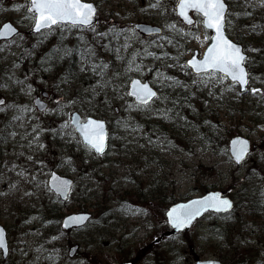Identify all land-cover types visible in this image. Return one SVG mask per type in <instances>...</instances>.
I'll use <instances>...</instances> for the list:
<instances>
[{"label": "rangeland", "instance_id": "374dc122", "mask_svg": "<svg viewBox=\"0 0 264 264\" xmlns=\"http://www.w3.org/2000/svg\"><path fill=\"white\" fill-rule=\"evenodd\" d=\"M88 1L98 3L93 26L32 32L30 0H0V25L19 28L0 40V222L10 242L0 264H264V0H226L227 32L248 54L246 91L192 72L186 60L212 31L200 15L185 23L178 0ZM141 21L163 32L142 33ZM133 76L158 88L149 103L129 96ZM75 110L108 121L104 154L74 129ZM235 134L255 143L241 164L228 151ZM53 170L75 179L66 201L48 185ZM216 189L234 199L229 212L172 230V203ZM78 210L92 220L63 232L59 213Z\"/></svg>", "mask_w": 264, "mask_h": 264}, {"label": "snow or ice", "instance_id": "6c2138e0", "mask_svg": "<svg viewBox=\"0 0 264 264\" xmlns=\"http://www.w3.org/2000/svg\"><path fill=\"white\" fill-rule=\"evenodd\" d=\"M154 7L156 5H153ZM193 10L202 17L206 28L214 29L216 35L212 37L214 43L207 49V53L202 61L193 59L189 65L196 72L216 71L222 72L231 77L234 83L241 86L247 83L245 72L242 65L245 57L241 54L238 47L232 44L224 36V18L226 6L224 0H179L178 10L180 17L188 24H193V20L188 15V10ZM29 12L35 19V30L41 31L44 28L53 26L70 25L72 27H91L95 8L92 4L84 0H30ZM174 27V26H172ZM5 34L14 32L11 25L4 26ZM134 95L141 101V104H147L156 94L151 91L148 85H140L139 81L133 82ZM256 91V90H254ZM2 103V101H0ZM80 131L84 134L86 143L97 153H103L105 149V132L102 122L88 120L86 124L80 125ZM246 151V142L241 141L239 151L236 154V160L239 162ZM206 210L213 208L216 211L227 210L231 207L228 200H222L218 195L209 197L205 201L198 202ZM199 209L195 213L184 212L178 214L177 209L168 213L176 228L184 227L190 222L194 215L199 214ZM5 247L4 232L0 229V248Z\"/></svg>", "mask_w": 264, "mask_h": 264}, {"label": "water", "instance_id": "95a60500", "mask_svg": "<svg viewBox=\"0 0 264 264\" xmlns=\"http://www.w3.org/2000/svg\"><path fill=\"white\" fill-rule=\"evenodd\" d=\"M84 2L92 4L94 6V8H95V14H94V18H93V23H94L95 20H96L97 6H96L94 1L84 0ZM224 3H225V6H226V14H227V11H228V8H229V4H228V2L226 0H224ZM178 4H179V0L176 3V11H177V13L179 15ZM29 7H30V5H29ZM192 11L193 10H191V9L188 10V15L194 22L195 18L192 15ZM226 14H225V18H224V32H223V34L227 38V40H229L232 44H234L236 47H238L240 49L241 54L246 59L247 52L244 50L243 44L238 42V41H236V40H234V39H232L229 36V34L227 33V30H226ZM180 18L183 20L182 17H180ZM35 22L36 21H34V24H33L32 29H31L32 32H38V31L35 30ZM202 23H203V20H202ZM5 25H11L12 28L15 29V31L14 32H8L7 34H5V31H4V26ZM203 25H204V23H203ZM136 27L140 31H142L144 33H148V34L159 33L162 30V28L159 25L151 24V23H148V22H138V23H136ZM210 30L213 31V34L211 36V40H210L209 44L207 45L203 55L199 56L198 50L196 49L194 51V53L190 57H188L187 60H186V63H187V65L189 67H191L189 65V61H192L193 59H195L197 61H202L204 59L206 53H207V49L214 43V40L212 39V37H214L216 35V33H215L214 29H210ZM18 31H19V28L13 22H11L10 20H7V21L3 22L1 24V26H0V39H10L15 34H17ZM245 59L242 62L241 66L243 67L244 72L246 74L245 79L247 80V83L245 85H243V86L239 85L241 91H245L247 89V86H248V83H249V71H248V67L245 64ZM191 69L195 73H198V72H196V70L194 68L191 67ZM202 72H208V71H202ZM202 72H199V73H202ZM217 72H219V71H217ZM220 73H222V72H220ZM222 74H224V73H222ZM224 75H226V74H224ZM227 77H228V79L230 81H232L231 77H229V76H227ZM134 81H139L141 86L145 85V84L148 85V87L151 89V91L154 92L155 94H157V92H158L157 89L151 84V82L148 79L142 80L138 76H134L131 79L130 85H129V90H128L129 94L134 91V89H133V82ZM42 94H43L44 98H42L41 96H38L36 98V103H37L38 108L40 110H44L47 107V104H48L46 99H45V97H47V95L49 94L48 91L45 90V91H43ZM131 96H133L136 101L141 102L139 99H137L136 96H134V95H131ZM88 120H94V121H98V122H102L103 123L105 137H106V139H105V149H104V152H105L107 150L108 144H109V127H108L107 120L105 118L97 117V116H94V115H87L86 118L83 119L81 113L79 111L75 110V111L72 112L70 122L74 126L75 130L80 134V136H81L82 140L84 141V143H86V141L84 139V134L79 129H80V125L86 124ZM241 141L246 142V151H245V154H244L243 158L239 162H237L236 154L239 151V144H240ZM252 146L253 145H252V142H251L250 138L245 136V135H242V134L234 135L233 137H231V139L229 141V151H230L231 155L233 156L234 160L237 163L242 162V160L247 156L248 152L251 150ZM99 154H102V153H99ZM48 184H49L50 188L56 194H58L59 197L62 200H66L69 197L70 191H71V189L73 187L74 178L71 177L70 175L62 174V173H59L56 170H53L52 173L50 174L49 178H48ZM263 184H264V181H263ZM214 195H218L220 197V199H222V200H228L230 202V204H231V207L233 206V200L230 197H228V196H223V191L222 190H210V191L205 192L202 195L193 196V197H191V198H189L187 200L177 201V202L171 204L168 207L167 211H166V216H167L168 222L173 227V231H178V230H183L185 228H189L193 224L195 219L197 217L202 216L204 212H206L207 210H215L213 208H208V209L205 210L202 207V205L200 203H198L200 201H205L209 197H212ZM230 208H228L227 210H229ZM173 209H177L178 210V214H181V215L184 212L195 213L197 211V209H199L200 211H199V214L198 215H194L193 218L190 220V222L186 223L184 227L176 228V227L173 226L172 220H171V218L168 215V213L171 212ZM221 211H226V210H221ZM91 216H92V213L90 211H87V210L74 211V212L66 213L63 216V220H62L63 228L64 229H71V228L83 226L90 220ZM0 229H3L4 242H5V247L1 248V249L3 250V255L7 256L8 252H9V241H8V236H7V229L2 223H0ZM77 248H78V244L77 243L73 244L70 247V252H69L70 256H73V254L77 250ZM195 264H225V263H223L218 258H201L199 256H196L195 257Z\"/></svg>", "mask_w": 264, "mask_h": 264}, {"label": "flooded vegetation", "instance_id": "af4514ba", "mask_svg": "<svg viewBox=\"0 0 264 264\" xmlns=\"http://www.w3.org/2000/svg\"><path fill=\"white\" fill-rule=\"evenodd\" d=\"M96 4H98V3H96ZM98 14H99V13H98V5H97V16H96L95 23H96L97 20L99 19ZM145 22H148V21H145ZM95 23H94V24H95ZM148 23L158 24V23H155V22H148ZM135 24H136V23H135ZM135 27H136V25H135ZM136 29H137V28H136ZM140 32H141V31H140ZM162 32H163V29H162V31H161L160 33H157V34H161ZM108 33H109V35H110V34H111V31L109 30ZM142 33H143V32H142ZM144 34H146V33H144ZM106 35H107V34H106ZM209 72H211V71H209ZM209 72L198 73V74H205V73H209ZM249 72H250V71H249ZM193 73H194V72H193ZM194 74H196V73H194ZM233 83H234V82H233ZM236 84H237V83H236ZM37 97H38V95H36V97H35V100H34L35 104H37V103H36V98H37ZM1 101L3 102V101H4V98L1 99ZM235 135H237V134H235ZM233 136H234V135H233ZM233 136H231V137H233ZM231 137L228 139V151H229V141H230ZM254 147H255V143H253V146H252L250 152L253 150ZM250 152H249V153H250ZM248 155H249V154H248ZM231 157H232V156H231ZM232 159H233V158H232ZM233 160H234V159H233ZM242 162H243V161H242ZM242 162H241V163H242ZM235 163H236V162H235ZM241 163H236V164H241ZM263 181H264V179H263ZM262 184H263V182H262ZM263 187H264V185H263ZM222 191H223V190H222ZM223 194L226 195V196H229L228 194H226L225 191H223ZM229 197H231V196H229ZM231 198H232V197H231ZM233 207H234V206H233ZM233 207H232V208H233ZM232 208H231V209H232ZM231 209H230V210H231ZM230 210L225 211V212H229ZM57 219L60 220V223H61V221H62V219H63V213H62V212L59 213V215L57 216ZM57 219H56V220H57ZM58 220H57V221H58ZM58 222H59V221H58ZM84 227H85V226H84ZM4 258H5V257H4ZM6 258H7V257H6ZM126 264H127V263H126ZM128 264H132V263H131V262H128ZM225 264H227V263H225Z\"/></svg>", "mask_w": 264, "mask_h": 264}, {"label": "trees", "instance_id": "16d2710c", "mask_svg": "<svg viewBox=\"0 0 264 264\" xmlns=\"http://www.w3.org/2000/svg\"><path fill=\"white\" fill-rule=\"evenodd\" d=\"M50 211H53V210L51 209ZM63 232H67V231H64V230H63Z\"/></svg>", "mask_w": 264, "mask_h": 264}]
</instances>
